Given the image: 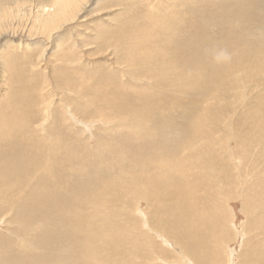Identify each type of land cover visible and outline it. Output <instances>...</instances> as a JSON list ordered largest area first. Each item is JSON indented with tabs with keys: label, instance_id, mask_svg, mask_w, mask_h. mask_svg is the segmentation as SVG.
I'll use <instances>...</instances> for the list:
<instances>
[{
	"label": "rangeland",
	"instance_id": "374dc122",
	"mask_svg": "<svg viewBox=\"0 0 264 264\" xmlns=\"http://www.w3.org/2000/svg\"><path fill=\"white\" fill-rule=\"evenodd\" d=\"M54 2L0 0V155L18 154L0 163V264H97L92 251L103 264H264V0H76L50 29L37 17ZM221 42L222 68L166 66ZM192 147L220 161L194 196L197 175L162 183L157 166L183 170Z\"/></svg>",
	"mask_w": 264,
	"mask_h": 264
},
{
	"label": "bare ground",
	"instance_id": "6f19581e",
	"mask_svg": "<svg viewBox=\"0 0 264 264\" xmlns=\"http://www.w3.org/2000/svg\"><path fill=\"white\" fill-rule=\"evenodd\" d=\"M54 9L55 10H53V12L51 13V14H48V15H45L46 14V12H45V10L46 9H40L39 10V14H38V20L40 19V21L41 20H44V22H40V24L42 23V26H43V23H46L47 21L46 20H48V28H50V27H53V28H55V27H57L59 24L58 23H63V22H66V20H69V19H72V18H74V16L73 15H75L76 14V11L78 10V8H77V6H78V3L76 2V0H55V2H54ZM53 9V8H52ZM47 11V10H46ZM38 13V12H37ZM8 15V14H7ZM37 20V21H38ZM46 24V25H47ZM47 28V29H48ZM51 29V28H50ZM57 29V28H56ZM53 30V29H52ZM229 36V35H228ZM146 38V37H145ZM205 38V37H204ZM221 38V37H220ZM217 40V39H216ZM146 41V40H145ZM220 41V40H219ZM223 42V41H222ZM219 43L217 46L216 45H213V44H207V45H204L203 47H201V48H203V49H205V52L201 55V57H202V59L201 60H190V58L189 57H185V56H181V59H182V61H176L175 62V64L174 63H169V65H167L166 64V66H167V68H169L170 70H172L171 72H172V74H174V75H176V73L177 72H179V71H181V72H185V70L186 69H190L192 72H193V70H194V68L195 67H198L197 69H200V70H207V69H210V70H212V69H219V68H222L223 67V65H225V64H227L225 61H224V59L219 55V52L220 51H222V49H225V48H228L227 47V45H223V43ZM144 43V42H143ZM185 43V42H184ZM183 45V46H182ZM190 47V45L188 44V43H186V44H179V45H176V47H175V53H173V54H171V55H173V56H175L176 54H181L182 52L181 51H183V52H185L186 53V50H187V48H189ZM185 53H183V54H185ZM191 55V54H190ZM179 63L181 64V66L179 67ZM170 65H172V67H170ZM264 65V64H263ZM193 78V77H192ZM191 81H193V79H190ZM186 81H188V80H186ZM124 104V108H123V111H121L122 113L123 112H128V114H130L131 113V115L133 116H131L132 117V120L134 119L135 121H142L143 123L144 122H146L147 120V117H148V115H149V113H150V111H147L146 112V114L145 113H143V112H140V110H139V106H140V104H134V109H132L131 108V105H128V103H123ZM120 112V114H122ZM117 117H119V113H118V116ZM216 118V117H215ZM111 119V118H110ZM216 119H218V118H216ZM151 120H149V122H150ZM218 121V120H217ZM148 122V123H149ZM147 123H145V125H146ZM21 130H23L22 128L21 129H19V130H17V131H15V130H13L11 127H7V129L5 130V132H4V136H11L12 134L14 135V134H16L17 135V137H20V132L19 131H21ZM1 131V133H3V131L2 130H0ZM23 133V132H22ZM210 134V133H209ZM209 134H197V138H208L209 137ZM19 135V136H18ZM166 137V136H165ZM167 138H168V136H167ZM162 139V138H161ZM164 139V138H163ZM168 139H170V138H168ZM168 139H165L164 141H163V143H161V144H159V146H161L160 148H162L163 149V147H169L170 146V141L168 140ZM174 141V140H173ZM176 141V140H175ZM153 142L155 143V140L153 139ZM149 145L150 146H152V141L150 140L149 141ZM177 143H179V142H177ZM176 142H175V144H177ZM181 143V142H180ZM24 144V143H23ZM22 140H18V142L16 143V142H13V144H8V146H14L15 147V149H17V150H20L21 149V147H22ZM148 144V143H147ZM210 144H212L211 142H210ZM7 145V144H6ZM7 146V147H8ZM18 146L20 147V148H18ZM194 146V145H193ZM0 147H1V145H0ZM4 147V146H3ZM153 147V146H152ZM204 148V147H203ZM206 148H209V147H206ZM206 148H204V149H206ZM162 149H160V150H162ZM184 149H186V147L184 146V148H183V150ZM21 151H23V149H21ZM21 151H19V152H21ZM149 151H151L150 149L148 150V152ZM8 152H9V150H8ZM8 152H7V157H5V156H2V155H0V157L2 158H0V163H4V164H9V163H14V158H16V156L18 157V154L17 153H15V152H12V154H10V152H9V154H8ZM18 152V151H17ZM197 154H201L200 152H198L197 150H194V147H192V148H188L185 152H184V156H183V158L185 159V158H189L188 160L189 161H183L182 159H180V160H182L179 164H177L176 166H179V165H183V170H178V169H176L175 167H172L171 165H170V163L171 162H173V157H172V159L170 160V159H167V160H163V163H157V166L159 167L158 168V170L159 169H161V172H162V183L164 182V180L167 178V177H169L170 179H175L176 177H175V175L176 174H179L180 176H183V177H189V176H195V175H197L198 176V178H200V183H198V184H195V185H193V186H191L190 187V191H191V188H193V191H195V193L194 192H192V194H193V196L196 194V193H199V192H201L200 190H201V185H205V188H207L208 190H212V187H213V184L211 183L210 184V180H211V178H212V175H211V173L213 172V171H215V170H217V169H219V167H220V161L218 160V159H215L214 157H212L211 159H213V161H211V162H208V161H205L204 162V159H203V157L200 159L199 157H197V161H195L194 159H195V156L197 155ZM174 157H175V155H173ZM152 157H153V155H150V156H148V160L147 161H150L151 159H152ZM16 159H18V158H16ZM133 160V159H132ZM169 160V161H168ZM137 161V160H136ZM133 162V164H136V163H134V160L132 161ZM164 162H166L167 164L165 165L164 164ZM15 165H18V164H16L15 163ZM137 165V164H136ZM184 165H185V167H184ZM186 173H185V172ZM0 173H1V169H0ZM179 177V176H178ZM138 178V177H137ZM135 179H136V177H135ZM203 179V181H204V183H206V184H203L202 182H201V180ZM94 181V180H93ZM92 181V182H93ZM94 182H96V181H94ZM98 182V181H97ZM135 185V184H134ZM101 188V187H100ZM105 188V187H104ZM162 188V187H161ZM118 189H119V187H118ZM133 189H135V187H133ZM133 189H131V188H129L128 190L130 191V190H133ZM138 189V188H137ZM144 189V188H143ZM100 190H103V188L102 189H100ZM107 190V189H106ZM110 190V189H109ZM91 191H92V193H93V190L91 189ZM95 191V190H94ZM90 192V191H89ZM100 192V191H99ZM98 191H97V193L96 192H94V195H95V193L96 194H98L99 193ZM148 192V191H147ZM104 193V192H103ZM162 194V193H161ZM160 194V195H161ZM37 195H39V194H37ZM93 195V194H92ZM102 195V194H101ZM100 194L98 195V196H101ZM158 196L157 198H155V197H153L152 196V194L149 192V193H145V194H143V197L144 198H146V199H148L149 197L150 198H153V199H155V200H158V199H160L161 198V196ZM167 195V194H166ZM165 195V196H166ZM96 196V195H95ZM94 196V197H95ZM164 196V197H165ZM139 197V196H138ZM97 198V197H96ZM109 198V197H108ZM141 198V197H140ZM110 200H111V202L113 201V202H117V205H118V201H120V202H122V194H117V195H115V194H113V195H111V197L109 198ZM164 199V198H163ZM140 200V199H139ZM114 204V203H113ZM5 205V204H4ZM256 206V205H255ZM5 208V207H4ZM116 213V212H115ZM214 213V212H213ZM215 215H217L216 213H215ZM219 215V214H218ZM218 218V217H217ZM78 222H80V221H78ZM77 222V223H78ZM213 222V221H212ZM72 223H74V222H72ZM81 223V222H80ZM87 224H90V223H88L87 222ZM86 224V225H87ZM78 225H79V223H78ZM90 226V225H89ZM120 226H121V224H120ZM87 227H88V225H87ZM91 227V226H90ZM90 229H92V228H90ZM115 229V228H114ZM117 229H119V227L117 228ZM121 229H123V228H121ZM120 229V230H121ZM107 231V230H106ZM104 232V231H103ZM95 233H96V235H100V233H98V230L97 231H95ZM91 234V233H90ZM128 234H130V233H128ZM127 234V235H128ZM78 236H79V234H77ZM88 235H89V233H88ZM87 235V236H88ZM95 235V236H96ZM131 235V234H130ZM86 236V237H87ZM68 237V236H67ZM71 237V236H70ZM100 237V236H99ZM110 237V236H109ZM76 239V238H75ZM79 239H80V237H79ZM87 239H89V238H87ZM100 239V238H99ZM124 239V238H123ZM121 240V239H120ZM114 241V240H113ZM80 244H81V242H80ZM104 244H105V242H104ZM114 244V243H113ZM82 245V244H81ZM79 246V245H78ZM91 245H90V242H88V243H85V245L83 246V248L85 247V248H87L88 249V247H90ZM107 246V245H106ZM102 247V246H101ZM109 247V246H108ZM264 247V246H263ZM75 248V247H74ZM81 248V247H80ZM91 248H92V246H91ZM91 248H90V250H91ZM110 248V247H109ZM110 249H112V248H110ZM114 249V248H113ZM78 250H80L79 249V247H78ZM109 250V249H108ZM107 250V251H108ZM75 252H80V251H77V250H75ZM109 252V251H108ZM84 253V252H83ZM93 253V251L90 253V256H89V258H91V256H92V260H95V263L97 262V264H103V261L101 260V259H99V258H95V256L94 255H91ZM94 253H96V252H94ZM130 253V252H129ZM86 254H87V252H86ZM105 255V254H104ZM133 255V254H132ZM190 254H188V256H189ZM103 256V255H102ZM130 256V255H129ZM134 257V255L132 256V258ZM191 257V256H190ZM106 258V257H105ZM134 259V258H133ZM191 259H192V257H191ZM98 260V261H97ZM157 261V260H156ZM155 261V262H156ZM101 262V263H100ZM109 263V262H108ZM123 263V262H122ZM198 263V262H197ZM104 264H105V262H104ZM111 264H112V262H111ZM121 264V263H120ZM133 264V263H132ZM196 264V263H195Z\"/></svg>",
	"mask_w": 264,
	"mask_h": 264
}]
</instances>
